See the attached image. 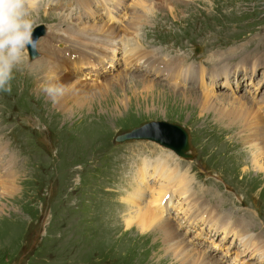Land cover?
I'll return each instance as SVG.
<instances>
[{"label":"rangeland","instance_id":"obj_1","mask_svg":"<svg viewBox=\"0 0 264 264\" xmlns=\"http://www.w3.org/2000/svg\"><path fill=\"white\" fill-rule=\"evenodd\" d=\"M51 1L58 4L56 0ZM96 1L100 2V6L104 4L103 9L110 13L116 11V6L123 5L122 2H130L129 14L122 20L124 25L112 23L111 16H106V20H103L104 17L98 13L100 6L96 5ZM43 2L45 3V0ZM43 2H39L34 15L36 25L46 26L45 34L48 36L44 34L37 39L38 55L31 60L28 58L24 68L16 72L11 94L0 92V136L5 134L2 140L8 141L9 148L14 150L17 156L15 157L13 152L9 161L16 163L15 166L0 171V180L11 178L0 183V264H157V261L162 264H202L196 251L185 253L180 246L172 245V242L183 238L189 246L202 250L201 247L190 243L192 236L182 235L184 230L179 227L172 226L176 236H169L153 231V227L146 233H141L140 226L134 221L130 226L126 224L129 219L128 212L135 211L123 204L126 197L130 196L134 177L126 178L128 171L118 174L114 168L116 154L127 152L130 145H119L115 137L147 121L174 122L184 126L190 132V152L193 157L180 160L181 167L178 159L176 163L173 162L171 149L167 148L168 152L165 151L166 147L160 148L157 144H152L133 145L132 156L138 148H146L147 153L129 159L138 160L140 156L152 153L168 157V162L171 163L170 167L167 164L171 169L169 171L172 175L174 172L180 174L174 185L177 187V184L182 182L185 185L178 188L182 189L188 185L193 194L195 191L191 185H194V179L205 182L214 173L221 175L228 185L222 187L226 195L217 198L216 203H225L224 201L235 192L240 193V198L249 206L250 211L242 210V218L238 216L236 219L247 218L248 222L252 219L248 231L264 240V173L255 172L249 161L243 162L248 151L245 146L258 143V139L252 141L250 137L255 138V131L261 129L263 132L264 128V107H261V104L256 105L257 101L264 97V87L260 88L264 80L256 90V84H259L257 81L263 79L264 68H261L259 75L256 74L251 81L243 79L242 76L243 70L245 75L249 74L248 72L251 73L249 75L254 74L258 65L264 66V60L248 62L247 64L251 63L249 70L244 69L242 65H225L231 70L230 76L233 68H238L239 76L237 81L235 80L238 83L232 82L236 91H213L211 88L208 91L193 90L196 94L191 93L192 97L184 99L168 96L164 89H160V96H157L160 102L155 106L151 102L143 101L147 100L146 92L135 84L115 83L111 89L100 88L109 82L110 78L121 72L126 73L121 71L120 60L122 59L124 64V59L120 57L116 59L114 67L104 63L100 68L102 74L97 75L98 77L93 73L87 79L83 72L80 73L82 75H74L81 78L75 79L72 76L71 81H80L85 90L78 93L70 88L60 99L65 105L59 102L53 104L42 90L41 84H38L47 72L46 60H40L44 53L41 48L44 38L50 37L49 43L54 44L55 41L64 40L63 43L72 46V39L75 37L84 40L83 43L87 45L91 42L87 37H97L100 33L97 29L100 27L112 26L121 32L119 28L139 23L140 27L135 33L141 30L140 37L134 34L139 38L138 42L144 53H182L188 55V59L197 56L204 58L210 49L226 52L229 44H236L251 33L247 36L252 41L248 45L250 47L231 56L229 61L242 55L245 56L239 58V61L258 57L256 53L264 57V0H106L105 3H102L103 0H94L87 5H77L76 2L79 3L80 0H75L74 5L80 14L74 11V17L63 15L64 12H59L58 6H53V9L50 5L51 10L43 9ZM72 6L73 3L69 7ZM62 20H65L66 23H63L66 26L81 28L72 31L63 29L58 25ZM219 43L225 45L218 46ZM52 49L57 50L58 47L54 46ZM221 59L224 61L226 57ZM214 60H209L210 66L207 64L213 72L212 75L218 70H223V65ZM96 68L98 66L93 69ZM68 72L73 74L70 69ZM148 77H154L155 81L165 84L174 90V93L180 94L184 89L167 84L163 78ZM32 82L39 85L37 93L40 97L32 91ZM223 84L228 85L226 81ZM247 91H250V95H247ZM254 91L258 99L251 95ZM69 100L72 101L67 103ZM241 102L251 106L246 114L250 115L248 118L246 115H240L242 110L238 103ZM77 103H80V106H76ZM34 119L51 128V139L42 135L38 138L30 135L27 121ZM36 132L39 133L38 130ZM9 135L13 139H10ZM35 141L41 142L43 149ZM52 147L56 148V156L51 153ZM239 149H243L244 153L240 154ZM235 152L239 153L235 155ZM258 153L260 162H264V150L262 149L261 153L258 150ZM0 157L2 158L1 150ZM125 157H128L127 154ZM157 159L144 157L141 160L152 163L157 162ZM159 162L162 163L160 160ZM140 168L137 170L138 175ZM155 176L153 178L157 179ZM157 180L160 185H165L164 179ZM9 182H13V185L10 186ZM206 185L212 189L217 183L211 181ZM157 186L159 184L154 183L151 191ZM13 187L15 190H12ZM195 189L198 190V187ZM142 203L141 205H144L147 202L143 200ZM160 208L159 203L155 210L161 212L163 209ZM225 211L231 214L236 212L233 208H227ZM255 212L259 216L257 221H253ZM41 230L42 235H39ZM252 238L255 243L247 241L250 247L256 246L258 242L255 239L257 237ZM143 243L147 246V254L144 255L146 258L140 260V246ZM260 250L264 252V248ZM210 257L216 264V261L219 264H227L223 263L219 256L212 254ZM246 257L237 256V260L230 261L229 264H242ZM262 260L264 261V258ZM255 262L256 258L253 257L251 263Z\"/></svg>","mask_w":264,"mask_h":264},{"label":"bare ground","instance_id":"obj_2","mask_svg":"<svg viewBox=\"0 0 264 264\" xmlns=\"http://www.w3.org/2000/svg\"><path fill=\"white\" fill-rule=\"evenodd\" d=\"M92 1H94V0H84L83 2H82V0H80L79 3L78 2H76V3H77V5L78 4L87 5V4L91 3ZM105 1L106 0H103L102 3H105ZM140 6H141V4H140ZM142 7H144V6H142ZM63 22H65V20H62L58 24L59 27H61L63 29H66V30L68 29V30L72 31V30L81 28V27H74L73 28L70 26H66L65 23H63ZM62 24H64L67 28L62 27L63 26ZM134 24H133V26L130 25V26H127L123 29L119 28L121 32H119L117 29L112 28V26H111V28L100 27L99 29H97V32H100L97 37H93V36H91L93 38L87 37L88 40L89 39L91 40V42L88 43L87 45H86V43H83L84 40H82V39L79 40L75 37L72 39V43H73L72 46L68 45L67 43H63L64 40L63 41L62 40L55 41V44H54L51 42L49 43L48 39L50 37L47 39L44 38L41 42V48L44 50V53L42 54V57L40 58V60L42 61L43 58L46 60L47 72H46L45 76L43 77L44 79L42 80V82H40L38 84L42 85V84L48 82L49 80H52L54 82H62L68 86V89L73 88V90H75L76 92L82 93V91L85 90L84 86L81 85L80 81H77V80L71 81L73 79L72 78L73 74L75 75V74H80L81 72H83V75L85 76V75L89 74L91 71L95 72L96 69H93V68H95L96 66H98L99 69L102 68L104 63L108 64L111 67H114V64L117 63V61H116L117 58L120 57V58L124 59L125 56L127 58H131L132 55L138 53L137 46L140 49H141V47H140V44L138 42L139 38H136L134 33L136 31H138L140 24L139 23L137 25H134ZM56 31L58 32V30H56ZM61 33H63V32H61ZM69 33H68V36H70ZM48 34H49V32H48ZM46 36H48V35H46ZM59 36H61V35H59ZM66 37L67 36H65L64 38L66 39ZM47 41H48V43H47ZM69 42H71V41H69ZM59 43H61L62 45H59ZM54 46H57L58 49L57 50L52 49V47H54ZM64 49L67 51V53L69 55L68 57L65 53L62 55V52L64 51ZM46 51H48V52L45 54ZM52 51H54V52H52ZM142 52L144 55L156 56V52H154V53L151 51H150V53H144V51H142ZM100 53H103L104 55L99 56V59L90 58V57H96V55L100 54ZM72 57H74V58L71 59ZM93 59H95V60H93ZM214 59H213L214 61H218V63H220V64H221V62H223V64H222L223 70L222 71L218 70V72L223 74V76L225 78V80L223 82L226 81L227 84H229L230 78L232 76H235L234 77V83H238V82H236L237 78L239 76L238 71H237L238 68H233V73L229 77L228 69L225 66L227 64L224 63L225 60L223 61V59H221V57L214 58ZM165 62H167L169 65L174 63L173 61H170V60H166ZM34 63H37V62H34ZM214 63L215 62H213V64ZM30 67H32V66H30ZM212 68H214V67H212ZM248 68H250V67H248ZM69 69L71 71H73V74H72V72L71 73L68 72ZM214 70H217V69L214 68ZM121 71H123V70L121 69ZM229 71L231 72V70H229ZM124 72H126V73L121 72L120 74L116 75L115 77L110 78L108 80L109 82H107L103 87H100V88L108 90V89H111L112 85L115 83H117V84H126V83L127 84H135L136 87H140L143 92H146L145 96H146L147 100L144 99L143 101L151 102L152 105H154V106L160 102V99L157 98V96H160V93H161L160 89H164V93L168 94V96L171 95L175 98L182 97L184 99H187L188 97L189 98L192 97V96H190L191 93L196 94L193 91L194 89H191L189 87H185L180 94H177V93H174V90L172 91L171 89H169L165 84H159L158 81L154 80V77L152 78V77H148L145 75H141V73L136 74L135 72L133 73V72L125 71V70H124ZM39 73L42 75L41 72H39ZM127 73H129L130 75ZM249 74H251V73H249ZM80 75H82V74H80ZM149 78H151V79H149ZM210 78H211L213 83L216 81L214 75L211 74ZM167 84H169V83H167ZM171 85H173V84H171ZM38 86L39 85H35L32 82L31 89L34 93L37 94L38 97H40V95L37 93L39 90V89H37ZM173 86H175L177 88L180 87L177 85H173ZM202 87H204V86H202ZM157 90H160V91H157ZM154 92H157V94H154ZM92 96H93V94H92ZM73 97H75V96H73ZM155 99H158V100H155ZM71 101L72 100H69L67 103H69ZM59 103L61 105L66 104L64 101H61V100H59ZM262 103H264V97H261L259 99V101H257L256 105L261 104V107H264V105ZM238 104H239L238 107L242 110V113L240 112L241 117H242V115L244 116L247 113H249L248 111H250L251 106H248V104H246L244 102H241ZM75 105L80 106V103H77ZM262 111L264 112V108ZM247 116L248 115H246V117ZM246 119H244V120H246ZM262 130H263V132L261 131V129H257L255 131V134L257 137L256 136H255V138L252 136L250 137L252 141H255L258 139V143L257 144H248L247 146H245L246 151L247 150L248 151H247V156H245V154H244L245 160L243 161L244 163H245V161L246 162L249 161V163H251L253 165V168H255V172H257V173L258 172L264 173V162H262V163L260 162L261 158L259 157L260 154L258 153V150L260 151V153H261L262 149L264 150V128ZM223 133H225V132H223ZM241 142L243 144L245 143V141H241ZM238 145H239V143H238ZM239 152H240V154H242L243 149H241V150L239 149ZM239 152H235V155L238 154ZM232 154L233 153L231 152L230 156H232ZM190 157H191V154H190ZM239 157L242 158L241 155ZM161 158H165L168 161V157H161ZM234 160L236 161L237 159L234 158ZM160 161L162 163L159 162V159H157V162H152V163L143 161L141 166H140L141 168L139 169V175L137 173L136 177L133 178L134 186L132 187V191L129 194L130 196L126 197L125 200L123 199L124 200L123 204L127 207L135 209V211L128 212L129 219L126 222V224L128 226H130L131 225L130 223H132L133 221L136 222L137 225L140 226L141 233H146L148 229H151L153 227L152 228L153 231H158V232L162 233L163 235L176 236L174 229H172V226H174L175 224L172 223V221L168 217H164L159 213H163L164 207H165L164 205H161L162 199L167 194L168 190L171 187H173L174 184L177 183L176 178L180 174H176L174 172V175H172V173L169 171L171 169L167 167V163L164 162V160H160ZM146 165H150L151 171H152L147 176L153 178L154 175H156L155 177H157V179H160L161 181H162V179H164V183H165V185H163V184L160 185V181L157 180L156 178H153L154 182L159 184V186H157V188H155L154 191H150L149 195H147L145 193V190H144L145 189L144 186L146 184L145 179L147 178L146 174L148 173L147 169H146ZM6 179L10 180L11 178L7 177ZM6 179L0 180V183H3L4 181H6ZM9 185L10 186L13 185V182H9ZM183 185H185V184H183L181 182V183L177 184V187L183 186ZM12 190H15V188L13 187ZM181 190L182 191L184 190V192L182 193V196H184L186 193L192 194L190 191V187L188 185L184 186ZM143 200L146 201L147 203L144 205H141V204H143L142 203ZM159 203H160L161 208L163 209L161 212L160 211L158 212L157 210H155V207H157V205ZM165 204H166V202H165ZM131 213H132V215H131ZM254 214L255 215H254L253 221H257L259 216L256 215V212ZM244 219H236L238 222L236 221L233 223H235L238 227L235 226V228H233V229L231 228V229L236 235L241 236V239L243 240V245L245 248V247H248L247 246L248 242L246 244V241L255 243L254 242L255 240L252 239V237H255V236L251 235V232L248 231L250 229L249 226H250V222L252 219L249 222L247 221L248 220L247 218L245 220ZM246 225L248 226V228H246ZM175 227H178V226L175 225ZM246 233H248V234H246ZM184 234H185V231L182 233V235H184ZM259 238H260V240H259L260 242L256 243L259 247L257 248L256 251H258L259 254L262 256L261 258H264V252H263V250H260V249L264 248V245L263 246L260 245L262 243L264 244V240L261 239L260 236H259ZM194 240L195 239L193 238V241ZM172 245L173 246H180L181 249L185 253H190V251H196L197 254L199 255L200 259H201L200 262L202 264H216V263L212 262V258L210 257V255H212V254L206 255L205 252H203V250L199 251L198 249H195V248L189 246L187 244V241H185L183 238L176 240L175 242H172ZM140 247L142 248L141 253H140V260H143L144 258H146L144 255L147 254L146 253L147 252V249H146L147 246L144 245V243H143V245H141ZM198 248H200V247H198ZM216 262H217V264H219L218 261H216ZM157 264H162V263L160 261H157Z\"/></svg>","mask_w":264,"mask_h":264},{"label":"clouds","instance_id":"obj_3","mask_svg":"<svg viewBox=\"0 0 264 264\" xmlns=\"http://www.w3.org/2000/svg\"><path fill=\"white\" fill-rule=\"evenodd\" d=\"M40 0H0V92L11 94L16 72L28 61V49H36L33 37L36 12ZM48 98L56 104L68 92L62 82L49 80L41 85ZM46 130V129H41Z\"/></svg>","mask_w":264,"mask_h":264},{"label":"water","instance_id":"obj_4","mask_svg":"<svg viewBox=\"0 0 264 264\" xmlns=\"http://www.w3.org/2000/svg\"><path fill=\"white\" fill-rule=\"evenodd\" d=\"M150 124H152V123H150ZM161 124L162 123H159L158 125H161ZM141 137H147V138H150V139H154V140H156V141H158V142H160V143H162V144H164L166 146L172 147V144L170 143V141L165 139V138H163L161 135H157V134L153 135L152 134V135H142Z\"/></svg>","mask_w":264,"mask_h":264}]
</instances>
